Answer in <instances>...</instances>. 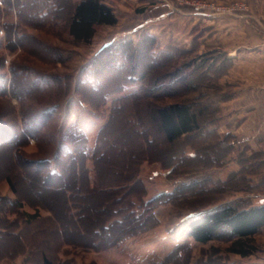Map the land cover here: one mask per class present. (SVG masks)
I'll use <instances>...</instances> for the list:
<instances>
[{"label": "trees", "instance_id": "16d2710c", "mask_svg": "<svg viewBox=\"0 0 264 264\" xmlns=\"http://www.w3.org/2000/svg\"><path fill=\"white\" fill-rule=\"evenodd\" d=\"M22 1L24 3H19L18 6L21 23L44 29L65 22L74 40L86 44L93 41L99 28L105 25L116 26L121 22V17L109 0ZM16 36V33L8 35L7 39L14 43ZM18 36L22 47L24 45L26 48L24 41L27 37L23 34ZM231 66L232 61L216 46H207L203 51H199V44H194L189 51L163 49L158 39L147 33H142L138 41L122 39L111 42L82 70L79 91L83 93V86H86L100 98L98 100L84 96L85 103L100 108L106 104L111 94L120 93L127 86H139V92L116 99L107 127L99 132L93 154L97 187L91 186L86 166V134L76 127L67 131L64 144L54 158L55 169L49 159L34 161L23 157V148L28 146L31 139L38 137L41 122L48 123V117L41 121L36 115L33 119L28 117L29 120L24 124L26 127L20 133L0 125V153L6 151L8 163L10 161L16 167L13 174L20 181L13 180L10 175L4 178L9 181L16 194L21 189L25 193L31 192L36 203H42L44 195H58L64 201L65 212L70 218L67 224L70 231L87 239L88 247L95 250L116 248L124 241L156 227V220L152 217L153 210L173 199L169 194H162L156 199L143 201L140 197L142 193L136 188L140 184L138 177L144 161L154 157L172 175L181 164L199 156V152L189 155L186 153V148L195 149L196 145L202 148V154L207 153L210 168L228 161L234 151L236 138L233 134L221 131L224 123L221 104L230 96L226 91L224 78ZM29 76H25L27 81L23 84L34 86ZM140 104L144 105L145 112H142ZM119 116L125 117L128 131L133 129L137 144L134 149L138 150L132 154L127 153L129 162L126 165H110L109 161L116 152L117 155L126 153L119 141H109L105 133L114 118ZM158 142L164 149L161 147L153 151L152 148ZM179 142L181 153L176 152L170 156L169 149H175ZM25 163L40 175V181L33 180ZM245 164L244 160L241 163L242 171L232 174L224 183L228 190L233 188L237 179H240L241 184L245 181L249 184ZM109 167L114 172H106ZM17 183L23 187L17 188ZM97 197H100V202ZM95 200L96 204L93 203ZM24 216L29 224L40 217L38 212H25ZM49 220L56 222L50 224V231L54 230V234L61 237L58 229L61 227L60 219L55 216ZM10 226L0 221V242L10 238ZM263 228L264 205H240L232 202L190 220L187 235L196 242L208 243L226 229L231 236L229 251L245 258L256 252L251 243L252 238ZM41 264L54 262L45 254ZM163 264L171 263L165 261Z\"/></svg>", "mask_w": 264, "mask_h": 264}, {"label": "rangeland", "instance_id": "374dc122", "mask_svg": "<svg viewBox=\"0 0 264 264\" xmlns=\"http://www.w3.org/2000/svg\"><path fill=\"white\" fill-rule=\"evenodd\" d=\"M231 1L221 3L228 4ZM237 1L249 5L248 11L238 12L237 15L250 11L247 1ZM109 2L117 7L118 0ZM19 3L24 1L0 0V125L20 133L26 127L24 124L29 120L28 117L33 119L36 115L41 121L48 117V123L41 122L44 126L41 125L38 137L31 139L22 153L24 158L29 157L34 161L51 160L53 169L56 168L54 158L64 144L67 131L71 127L84 131L88 141L86 166L91 186L97 187L93 154L99 132L108 125L113 102L139 92V86H127L122 92L111 94L104 106L95 108L86 104L83 97L97 98L98 95L86 86L82 89L85 94L81 93L78 83L82 70L97 56L102 46L115 39V35L124 29L105 25L99 28L90 44L77 42L69 34L65 22L44 29L21 23L18 17ZM15 33L17 39L10 43L7 36ZM22 34L27 37L24 41L26 48L24 45L22 47L19 40L18 35ZM28 74L34 86L23 84ZM140 105L142 112H145L144 105ZM125 124L124 116L115 117L105 131L108 140L119 141L126 152L119 155L116 152L109 161L110 165H126L129 162L127 153L132 154L138 150L134 149L137 147L134 131H128ZM235 138L234 151L228 161L220 166L210 168L207 153L202 154V148L198 145L194 147L197 151L189 147L186 153L199 152V156L181 164L172 175L154 157L144 161L138 177L140 184L136 188L142 193L140 197L143 201L156 199L162 194H169L173 199L153 210L156 227L124 241L116 248L101 251L88 247L87 239L69 230L67 224L70 218L65 212L64 201L58 195L49 192V196L44 195L42 203H36L31 192L25 193L21 189L16 194L4 177L10 175L13 180L19 181L20 178L13 174L16 167L12 162L8 163L6 151H3L0 153V221L11 225L8 230L11 236L1 241L0 264H41L45 254L54 264H163L165 261L171 264L264 263V228L252 238L251 243L256 252L245 258L229 251L231 236L226 229L208 243L196 242L187 235L190 220L208 210L232 202L264 205V145H250L244 137ZM188 141L191 142L190 139ZM181 142L176 144L175 149H169L170 156L181 151ZM161 147L164 149L158 142L152 150ZM244 160L249 184L247 181L241 184L240 179H237L233 188L228 190L224 183L232 174L242 171L241 163ZM25 167L33 180L40 181L38 173L30 169L27 163ZM110 167L106 172H114ZM15 185L17 188L22 186L18 183ZM97 199L101 201L100 197ZM93 203L96 204V200ZM25 212H38L40 217L29 224ZM55 216L61 221V227H58L61 237L48 228L51 223L56 224L55 220H49ZM43 227L46 229L43 230Z\"/></svg>", "mask_w": 264, "mask_h": 264}, {"label": "crops", "instance_id": "0c3cea01", "mask_svg": "<svg viewBox=\"0 0 264 264\" xmlns=\"http://www.w3.org/2000/svg\"><path fill=\"white\" fill-rule=\"evenodd\" d=\"M245 1L250 4L248 13L218 15L196 14L188 7L178 11L171 0H118L114 7L121 22L111 27L124 29L116 40L138 41L147 33L163 49L189 51L194 44H199V51L221 48L232 61L224 78L230 96L221 104V131L244 137L250 145H264V0Z\"/></svg>", "mask_w": 264, "mask_h": 264}, {"label": "built area", "instance_id": "2783aa9c", "mask_svg": "<svg viewBox=\"0 0 264 264\" xmlns=\"http://www.w3.org/2000/svg\"><path fill=\"white\" fill-rule=\"evenodd\" d=\"M166 1V0H165ZM175 9L181 11L188 7L196 14L201 13H218V14H236L238 12H246L249 5L244 1H231L228 4H222L216 0H171Z\"/></svg>", "mask_w": 264, "mask_h": 264}]
</instances>
